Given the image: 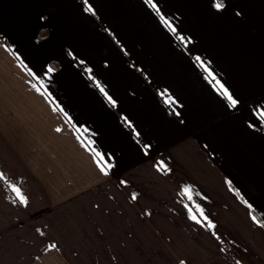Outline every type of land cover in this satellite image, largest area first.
<instances>
[{
  "label": "crops",
  "instance_id": "obj_1",
  "mask_svg": "<svg viewBox=\"0 0 264 264\" xmlns=\"http://www.w3.org/2000/svg\"><path fill=\"white\" fill-rule=\"evenodd\" d=\"M154 2L0 0V264H264V0Z\"/></svg>",
  "mask_w": 264,
  "mask_h": 264
},
{
  "label": "snow or ice",
  "instance_id": "obj_2",
  "mask_svg": "<svg viewBox=\"0 0 264 264\" xmlns=\"http://www.w3.org/2000/svg\"><path fill=\"white\" fill-rule=\"evenodd\" d=\"M85 4H88V0H84ZM145 3L149 4L152 8H154L157 13H160V9L157 6V4L154 2V0H145ZM217 10H221L225 7V3L224 0H214V5H213ZM87 11H92V7L91 5H88ZM160 20L162 23H165L169 28H171V30L173 32H176V28L172 27L170 21L166 20L165 17L161 14L160 15ZM177 39L181 40L182 42L184 41V37L183 36H178ZM189 39H191L189 37ZM197 60H199L200 58L197 56L196 57ZM205 71H208L209 76L212 77L213 79H215V77L212 75L211 71L205 67ZM216 84L218 85L219 90L221 91L222 95L224 97H226V99L229 102V105L232 107H235L238 104V100L235 99L233 97V95L229 92L228 88H226L224 86V84L220 83L218 80L216 81ZM99 86V85H98ZM100 91L104 94V96L107 98V100L110 102L111 105L115 106L117 104V101L115 99H113L105 90L103 87L100 88ZM65 115H67V113H65ZM258 116L260 118V120L264 121V111H261L258 113ZM125 119L127 120V117H125ZM59 130V129H57ZM137 135H139V133H137ZM96 156H97V162L98 165L101 167L102 171H105L106 173V168L109 167L110 165H107L106 163H102V157L101 154L99 152H96ZM0 178H4V174L2 172H0ZM10 187L12 189V191L16 194L17 198L20 200L21 203H27V198L24 196V194L21 192L20 188L16 185V184H10ZM184 193L188 196L189 199H191V194L189 193L187 187H185L184 189ZM249 207L251 208V205H249ZM196 208L199 210V213L201 216H204V212L203 209L200 208L199 205H196ZM190 218L194 221L197 220V216L195 214L191 213L190 210ZM207 220V217H204ZM252 219L258 223L261 224V226H264V221H260L257 220V218L255 216L252 217ZM209 225L212 226V222L208 221ZM49 247H55V245H50ZM181 264H184V262H181Z\"/></svg>",
  "mask_w": 264,
  "mask_h": 264
}]
</instances>
